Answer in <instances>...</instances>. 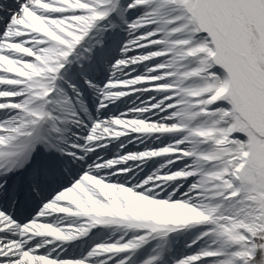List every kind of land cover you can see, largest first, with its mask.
<instances>
[{
	"label": "snow or ice",
	"instance_id": "1",
	"mask_svg": "<svg viewBox=\"0 0 264 264\" xmlns=\"http://www.w3.org/2000/svg\"><path fill=\"white\" fill-rule=\"evenodd\" d=\"M0 264H264V0H0Z\"/></svg>",
	"mask_w": 264,
	"mask_h": 264
},
{
	"label": "bare ground",
	"instance_id": "2",
	"mask_svg": "<svg viewBox=\"0 0 264 264\" xmlns=\"http://www.w3.org/2000/svg\"><path fill=\"white\" fill-rule=\"evenodd\" d=\"M129 163L131 164V163H134V162H129ZM94 231H97V230H94ZM99 231L103 232V236H107V235L110 234V231L111 230H109V229H102V230H99ZM101 238H103V237H101ZM173 239L176 240V241H178L176 243V247L177 248H180L181 247V243L184 240V236H182V235L181 236H176L175 234H173Z\"/></svg>",
	"mask_w": 264,
	"mask_h": 264
},
{
	"label": "rangeland",
	"instance_id": "3",
	"mask_svg": "<svg viewBox=\"0 0 264 264\" xmlns=\"http://www.w3.org/2000/svg\"><path fill=\"white\" fill-rule=\"evenodd\" d=\"M184 242H185V241H184ZM184 242H183V243H184Z\"/></svg>",
	"mask_w": 264,
	"mask_h": 264
}]
</instances>
